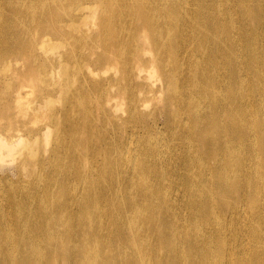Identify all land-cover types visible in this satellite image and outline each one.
<instances>
[{"label":"bare ground","instance_id":"obj_1","mask_svg":"<svg viewBox=\"0 0 264 264\" xmlns=\"http://www.w3.org/2000/svg\"><path fill=\"white\" fill-rule=\"evenodd\" d=\"M0 65L47 85L27 119L64 104L0 126L1 162L51 143L0 186V264H264V0H0Z\"/></svg>","mask_w":264,"mask_h":264},{"label":"rangeland","instance_id":"obj_2","mask_svg":"<svg viewBox=\"0 0 264 264\" xmlns=\"http://www.w3.org/2000/svg\"><path fill=\"white\" fill-rule=\"evenodd\" d=\"M66 51H72L71 47L69 45L63 46L60 49H57L55 51H52L51 49H46L41 46H37L34 51L27 54V59H38L40 63L45 64L47 63L48 66L46 67V71L48 74L53 76L52 70L55 67L51 63H48L47 59L51 57H65L64 54H66ZM55 76L51 79H53L54 82H59L61 80V77L63 75V71L61 68L55 69ZM0 78L8 79V83L13 88V90L20 89L22 90L23 98L21 104H13V110L8 112L7 115L4 117L6 118H12V122H8L4 120L2 117L0 118V126L5 124L6 130L4 129V133L6 135H14L19 130H22V134H30L31 132L36 131L37 129L44 127L48 123H52L47 115L49 112L48 109H52L54 111V114L61 115V111L64 109V104L59 95L56 96V93L54 95L53 104L49 106V108L43 107L41 109V112L38 114V118L35 120H29L27 119L23 113L26 110V108L31 107L33 102L37 99H44L45 98V89H47V85H43L40 83L37 76L32 75H24V74H16L15 76L12 75L9 71H5L3 66L0 65ZM1 91L4 93H7L5 88H1ZM44 138L40 137L38 141L32 140L29 141V143L22 152L17 153L14 158H8L6 157L2 162L0 161V186H3L6 180H23L29 179L28 173L21 169V165L28 160V156L30 154V150L32 148H29L30 145L33 144L34 141L37 143L43 141ZM51 140V135H50ZM59 144V143H58ZM60 146V145H59ZM37 147V146H36ZM39 152L43 155V157L49 156L48 149H51V143L49 145H44L43 142H41L38 146ZM27 151L28 153H23ZM41 157V156H40ZM42 160V158H41ZM35 169V168H31Z\"/></svg>","mask_w":264,"mask_h":264}]
</instances>
